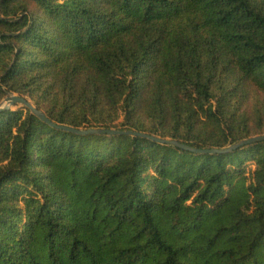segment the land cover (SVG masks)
I'll list each match as a JSON object with an SVG mask.
<instances>
[{
  "label": "trees",
  "instance_id": "16d2710c",
  "mask_svg": "<svg viewBox=\"0 0 264 264\" xmlns=\"http://www.w3.org/2000/svg\"><path fill=\"white\" fill-rule=\"evenodd\" d=\"M14 95L197 150L264 136V0H0ZM0 264H264V141L199 154L16 104Z\"/></svg>",
  "mask_w": 264,
  "mask_h": 264
},
{
  "label": "water",
  "instance_id": "95a60500",
  "mask_svg": "<svg viewBox=\"0 0 264 264\" xmlns=\"http://www.w3.org/2000/svg\"><path fill=\"white\" fill-rule=\"evenodd\" d=\"M16 104H22L24 105L27 109L30 110V112L35 115L37 118H39L42 122H44L45 124L56 128L58 130H62L65 132H69V133H73V134H77V135H103V134H127V135H135V136H139L148 140H151L153 142L159 143V144H169V145H173L176 146L180 149H185L194 153H199V154H226L231 152L234 149H237L241 146H245L248 144H252V143H256V142H263L264 141V136H256V137H252L246 140H242L234 145H232L231 147L227 148V149H222V150H197V149H192L186 146H183L175 141H171V140H167V139H160V138H154L152 136L146 135V134H142V133H134V132H119V131H112V130H106V129H90V130H78V129H74L72 127H67V126H57L54 123H52L50 120H48L45 115L43 113H41L40 111L36 110L30 103H28L27 101H25L24 99L18 97V96H10L8 98H6L5 100H3L0 103V112L2 111H7L9 110L12 106L16 105Z\"/></svg>",
  "mask_w": 264,
  "mask_h": 264
},
{
  "label": "rangeland",
  "instance_id": "374dc122",
  "mask_svg": "<svg viewBox=\"0 0 264 264\" xmlns=\"http://www.w3.org/2000/svg\"><path fill=\"white\" fill-rule=\"evenodd\" d=\"M248 168L252 170L253 169V165L252 164H249L248 165Z\"/></svg>",
  "mask_w": 264,
  "mask_h": 264
}]
</instances>
